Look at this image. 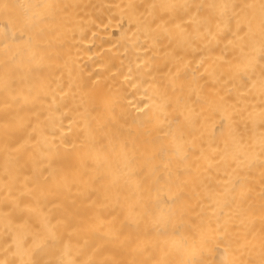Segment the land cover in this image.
I'll use <instances>...</instances> for the list:
<instances>
[{"label":"bare ground","instance_id":"6f19581e","mask_svg":"<svg viewBox=\"0 0 264 264\" xmlns=\"http://www.w3.org/2000/svg\"><path fill=\"white\" fill-rule=\"evenodd\" d=\"M3 2L13 7L0 8V242L9 206L5 170L27 140L9 183L17 196L28 177L32 195L22 199L33 211L13 217L33 228H42L45 218L67 222V230L59 226L62 241L44 245L43 258L53 264L129 259L123 247L137 238L151 253L141 259L167 251L164 258L176 264L259 262L264 0H187L199 6L194 14L212 21V35L189 57H195L192 67L204 58L196 77L210 87L199 100L192 95L194 113L187 120L175 101L188 97L191 72L183 92L173 93L159 51L136 31L127 7L143 11L160 0ZM178 176L181 190L173 203L164 181L175 185ZM140 204L155 215L170 213L171 224L154 225L148 216L128 224L129 210ZM121 223L117 240L111 230ZM172 231L178 235L162 234ZM182 238L187 251L173 245Z\"/></svg>","mask_w":264,"mask_h":264},{"label":"snow or ice","instance_id":"6c2138e0","mask_svg":"<svg viewBox=\"0 0 264 264\" xmlns=\"http://www.w3.org/2000/svg\"><path fill=\"white\" fill-rule=\"evenodd\" d=\"M11 7L13 6L0 0V8L8 10ZM127 7L131 10L130 19L135 23L136 31L142 33L143 38L150 42L151 47L159 51L160 63L163 65V69H166L163 71V75L169 78L168 84L171 86L173 93L177 91L183 92L188 73L191 72L192 80L188 82V97H176L175 101L177 104H183L182 115L185 116L186 120L190 119L194 113L191 103L196 102L191 99L192 95L195 94L197 100H199L201 94L210 86L207 81L200 83V80L196 77V73L203 67L204 58L200 57L198 66L192 67L195 57L192 59H189V57L198 50L200 42L207 36L212 35V21L207 16H201L199 11L194 14L192 9H198L199 6L190 4L187 0L183 3L178 2V0H160L158 3L150 2L144 6L143 11L136 5H128ZM261 8L264 11V2H262ZM25 22H27V18ZM220 23L217 21V27L220 26ZM12 119L22 126V122L16 116H13ZM261 127L264 128V119H262ZM174 139L176 141V150L179 152L182 148L183 131L178 130ZM27 143L28 141L25 140L23 144L15 148V151L20 155L15 157L14 161L6 167L3 178L5 188L8 190L6 203L9 206L4 213L6 223L4 236L6 239L0 242V249L3 251V255H0V264H53L51 259L43 258L44 245L49 241H62L63 236L60 231V225H65L66 230L70 227L66 221L57 220L53 223L52 220L45 218L42 221V228H33L22 216L19 219L13 217L14 212L22 214L26 211H33L32 206L22 199L24 196L32 195V187L26 182L28 177H25L24 187L19 190V195L17 196L12 195L9 183L10 178L15 174V170L18 169ZM261 146L264 149V133H262ZM33 169L35 170V165H33ZM162 179L158 178L157 182ZM164 184L168 191L173 194V203H176L181 190L179 176L175 185L170 184L169 181H164ZM144 216L150 217L154 225L171 224L170 213L161 211L159 215H155L144 204H140L138 209H130L126 222L138 225ZM124 226L125 224L121 223L119 227H114L111 230V235L119 240ZM71 230L75 231L74 228ZM162 234L165 235L166 239L169 236L175 237L178 235L176 231ZM173 245L186 251L188 250L187 238H182L178 242L173 241ZM69 247L70 244L64 245L65 255H67ZM123 251L131 258L118 259L113 257L106 264H176V262L164 258L168 254L167 251L164 252V256L161 258H137L138 256H151L147 243L139 238L123 247ZM190 251L193 257L198 253V249L195 246ZM59 264H97V262L91 258L83 261L67 259L59 261ZM179 264H205V262L202 259H190L188 261H180ZM221 264H225V262H221ZM227 264H264V247H262L259 262L253 260L247 262L232 260L228 261Z\"/></svg>","mask_w":264,"mask_h":264}]
</instances>
